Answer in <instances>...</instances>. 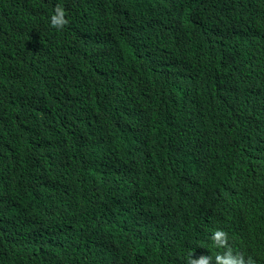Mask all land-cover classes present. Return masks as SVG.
<instances>
[{
    "label": "trees",
    "instance_id": "1",
    "mask_svg": "<svg viewBox=\"0 0 264 264\" xmlns=\"http://www.w3.org/2000/svg\"><path fill=\"white\" fill-rule=\"evenodd\" d=\"M217 230L264 255V0H0V264H217Z\"/></svg>",
    "mask_w": 264,
    "mask_h": 264
},
{
    "label": "clouds",
    "instance_id": "2",
    "mask_svg": "<svg viewBox=\"0 0 264 264\" xmlns=\"http://www.w3.org/2000/svg\"><path fill=\"white\" fill-rule=\"evenodd\" d=\"M51 24L58 29H63L68 24L63 6L57 5L55 7L54 15L51 16ZM212 238L217 247H224L227 249L225 253L215 257L217 264H264V255L261 254L250 256L246 253L243 255L237 252L233 255V250L228 245V236L226 232L217 230L214 232ZM193 256L194 255L190 254L187 264H211L212 258L209 256H201L199 259L193 258Z\"/></svg>",
    "mask_w": 264,
    "mask_h": 264
}]
</instances>
